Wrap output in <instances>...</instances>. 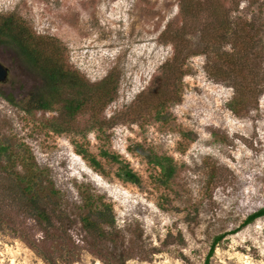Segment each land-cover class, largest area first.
Here are the masks:
<instances>
[{
	"label": "rangeland",
	"instance_id": "374dc122",
	"mask_svg": "<svg viewBox=\"0 0 264 264\" xmlns=\"http://www.w3.org/2000/svg\"><path fill=\"white\" fill-rule=\"evenodd\" d=\"M9 14L50 39L90 94L108 75L117 90L54 133L59 110L24 111L40 77L0 45V142L16 172L24 159L44 172L63 213L45 229L29 204H0V264H203L218 235L209 264H264V217L241 226L264 197V0H0ZM144 154L171 158L169 187ZM110 156L139 183L118 179ZM8 169L1 160L0 194ZM94 209L113 226L87 231Z\"/></svg>",
	"mask_w": 264,
	"mask_h": 264
},
{
	"label": "trees",
	"instance_id": "16d2710c",
	"mask_svg": "<svg viewBox=\"0 0 264 264\" xmlns=\"http://www.w3.org/2000/svg\"><path fill=\"white\" fill-rule=\"evenodd\" d=\"M0 45H4L17 54L22 61L33 70L41 79V88L35 98L28 103L29 107L24 111L31 114L32 111H55L59 110L64 118H58L49 122V129L57 134L70 131V123L74 118L87 111L92 100L96 97L101 100L103 106L112 101L113 95L117 90V81L111 75L106 76L100 83L99 88H95L90 94L86 90L84 79L75 70H70L64 65L61 51L48 38L36 36L16 15L9 14L0 16ZM233 47H236L233 45ZM50 50V51H49ZM242 51V50H241ZM245 51V50H244ZM233 56L231 55L230 58ZM230 59V61H231ZM231 71L240 74L243 65L231 62ZM238 92L236 86L233 87ZM65 91L72 92L70 98H63ZM11 100H8L10 102ZM61 104V106H59ZM231 111L237 113L234 105L230 104ZM157 117L160 118L159 113ZM19 150L20 146H17ZM109 156V155H107ZM147 162L159 170L158 182L161 186L169 187L173 181L176 168L171 158L162 157L155 154L143 155ZM17 155L13 153L9 146L0 142V162L3 160L7 169L4 180L11 183L5 185V192L0 194V204L8 207H16V204H29V214L39 225L47 228L58 227L63 224V213L58 215L52 206L60 205L58 192L53 188L51 181L37 165L29 159L19 161L23 168V173L16 172ZM110 159L118 165L116 176L125 183L138 184L140 179L126 164H123L116 156ZM90 162L95 168L99 167V162L90 157ZM46 206H51V210ZM264 217V197L262 206L253 213L246 216L241 223L244 227L258 218ZM9 218V217H8ZM7 219V218H6ZM83 227L87 231L98 232L104 225L113 226L114 220L109 209L90 210L89 214L82 218ZM103 233V232H102ZM109 233L102 234V238L107 241ZM223 235L215 236L210 244L203 264H209L215 245L222 239ZM48 264H56L54 258L49 259L44 256Z\"/></svg>",
	"mask_w": 264,
	"mask_h": 264
},
{
	"label": "water",
	"instance_id": "95a60500",
	"mask_svg": "<svg viewBox=\"0 0 264 264\" xmlns=\"http://www.w3.org/2000/svg\"><path fill=\"white\" fill-rule=\"evenodd\" d=\"M8 78V70L0 63V84L5 83Z\"/></svg>",
	"mask_w": 264,
	"mask_h": 264
}]
</instances>
